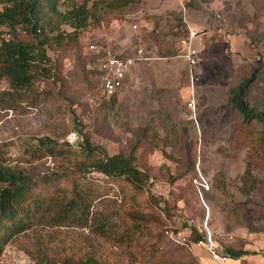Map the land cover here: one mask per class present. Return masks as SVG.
<instances>
[{"label": "rangeland", "instance_id": "374dc122", "mask_svg": "<svg viewBox=\"0 0 264 264\" xmlns=\"http://www.w3.org/2000/svg\"><path fill=\"white\" fill-rule=\"evenodd\" d=\"M89 22L82 52L92 41L119 53L142 47L149 58L105 108L68 49L47 48L52 74L28 88L0 79V164L53 178L58 193L45 205L48 218L73 189L82 198L81 217L35 220L13 235L0 264H206L203 250L164 232L190 226L210 231L228 253L241 251L243 264H264L262 122L245 118L231 100L244 83L242 102L264 115V0H138L122 18ZM181 22L201 35L191 40L200 59L192 67L181 58ZM7 30L0 26V37ZM40 136L72 146L88 137L108 155L132 151L144 185L92 169L83 177L77 151L34 159Z\"/></svg>", "mask_w": 264, "mask_h": 264}, {"label": "trees", "instance_id": "16d2710c", "mask_svg": "<svg viewBox=\"0 0 264 264\" xmlns=\"http://www.w3.org/2000/svg\"><path fill=\"white\" fill-rule=\"evenodd\" d=\"M137 1L2 0L0 26L7 27L6 33L11 34V37H8L6 41L0 37V79L4 78L8 85L16 90L28 88L37 78H45L52 74L47 48L55 51L68 49L71 51L78 74H81L88 88L94 91L96 87H99V73L86 69V64L92 57L82 52L79 36L91 23L89 19L96 24H101L106 18H112V16L122 18L127 9ZM62 6L65 8L62 9ZM181 23L183 30L186 27H183V22ZM180 28H177L179 33ZM185 30L184 33L181 32L182 37L188 36V31ZM110 48L115 54L119 53L113 47ZM93 77L98 81L95 79L92 81ZM243 87L244 83H241L232 90V103L245 118L255 117L260 120L261 131L264 134V115L249 110L242 102L239 95ZM116 94L117 92L110 98L102 96L100 105L104 108L113 106ZM76 151L84 155L83 160L75 163L79 171L83 169L79 172L83 177L92 169L112 179L123 178L130 181L135 188L143 187L146 173H143L137 165L132 151L128 154L117 152L108 155L102 147L93 145L88 137H84L78 141L77 145L72 146L67 141L59 143L50 137L40 136L37 144L31 148V156L34 159L46 155L63 158ZM0 183L2 184L0 187V253L6 242L13 235L29 229L32 221L42 220L43 222L50 218L59 222L70 217H81L77 209L81 207L82 198L80 189L77 188L72 190L73 195L66 200V203L62 201L58 209L49 210L52 213L49 218L44 214L45 205L51 202L54 193H58V187L50 175L34 177L22 168L0 164ZM40 209L43 212L38 213ZM138 228L139 224L134 225V231ZM199 236L196 232L192 238L196 239ZM230 254L238 257L242 255V252L231 250ZM243 263L245 261L241 260L240 264ZM36 264L54 263L39 260ZM60 264H89V259L87 258L83 263L64 261Z\"/></svg>", "mask_w": 264, "mask_h": 264}, {"label": "built area", "instance_id": "2783aa9c", "mask_svg": "<svg viewBox=\"0 0 264 264\" xmlns=\"http://www.w3.org/2000/svg\"><path fill=\"white\" fill-rule=\"evenodd\" d=\"M1 6V4H0ZM136 29L137 25L134 23L131 26ZM188 31V36L180 41L181 51L187 64L192 67L197 65L200 61L199 50L191 43V40L199 36L189 23L185 26ZM39 30V28H38ZM5 41L8 39V34L2 36ZM85 51L91 55V61L86 64L87 69L99 73V91L105 98H110L114 93L120 89L127 75L132 70L134 64L148 60V56L142 47H135L130 52H121L115 54L110 47H106L97 42L89 41L85 45ZM195 97L193 93L187 102L188 107L195 108ZM200 235L193 239L191 233L196 231ZM193 228L190 226L183 231L175 230V228L166 227L165 234L173 241L183 244L188 249L196 251L203 250L207 255L208 260L213 264H240L243 260L242 256L233 257L230 253L221 249L214 240L210 231L204 228Z\"/></svg>", "mask_w": 264, "mask_h": 264}, {"label": "crops", "instance_id": "0c3cea01", "mask_svg": "<svg viewBox=\"0 0 264 264\" xmlns=\"http://www.w3.org/2000/svg\"><path fill=\"white\" fill-rule=\"evenodd\" d=\"M204 31H206V30H204ZM200 36H201V35H200ZM200 36H198V38H199ZM181 58L185 59L184 56L181 57ZM185 60H186V59H185ZM186 61H187V60H186ZM140 64L142 65V64H144V62L142 61V62H139V63L134 64L132 70L130 71V73H129V74L127 75V77L125 78V80H124V84L129 83V82H131V81L133 80L134 76L136 75V72H137L138 69L141 67ZM187 66H188V64H187ZM124 84H123V85H124ZM206 264H213V263H211V262L207 259Z\"/></svg>", "mask_w": 264, "mask_h": 264}]
</instances>
